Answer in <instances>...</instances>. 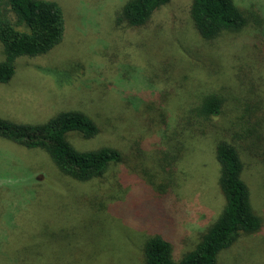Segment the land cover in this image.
<instances>
[{
    "label": "rangeland",
    "instance_id": "374dc122",
    "mask_svg": "<svg viewBox=\"0 0 264 264\" xmlns=\"http://www.w3.org/2000/svg\"><path fill=\"white\" fill-rule=\"evenodd\" d=\"M53 1L64 11V39L16 59L14 76L0 83V116L35 123L84 111L99 133L69 140L79 150L112 146L123 158L81 182L44 150L0 137V264H145L157 232L180 260L225 205L222 140L238 148L262 226L216 264H264V0H237L246 25L212 40L193 24V0H170L142 26L117 21L127 0ZM209 95L222 108L206 119L198 108ZM154 202L151 219L143 214Z\"/></svg>",
    "mask_w": 264,
    "mask_h": 264
},
{
    "label": "trees",
    "instance_id": "16d2710c",
    "mask_svg": "<svg viewBox=\"0 0 264 264\" xmlns=\"http://www.w3.org/2000/svg\"><path fill=\"white\" fill-rule=\"evenodd\" d=\"M169 2L127 0L117 21L142 26L156 9ZM190 13L196 30L206 40L215 39L226 30H240L248 20L237 0H193ZM64 33V11L58 2L0 0V42L4 54L0 60V83L12 79L17 58L48 53L62 42ZM221 108L222 99L209 95L202 101L198 114L209 119L220 113ZM99 131L95 121L81 110H62L44 122L35 123L0 116V137L26 148L44 150L63 174L81 182L102 177L113 163L122 161V153L115 147L79 150L68 138L76 132L89 139ZM216 159L220 167L219 185L225 197L217 219L180 260L174 258L169 238L159 232L151 235L144 247L145 264H216L220 252L233 245L240 235L261 228L262 219L251 202L250 189L243 178L244 162L237 146L225 140L217 142ZM157 209L154 202L153 208L143 215L155 219Z\"/></svg>",
    "mask_w": 264,
    "mask_h": 264
}]
</instances>
